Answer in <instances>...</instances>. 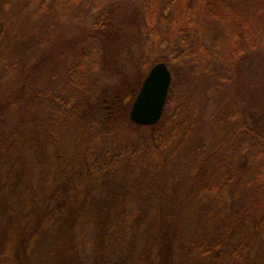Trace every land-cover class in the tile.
Here are the masks:
<instances>
[{
    "label": "trees",
    "instance_id": "obj_1",
    "mask_svg": "<svg viewBox=\"0 0 264 264\" xmlns=\"http://www.w3.org/2000/svg\"><path fill=\"white\" fill-rule=\"evenodd\" d=\"M139 1L152 49L140 82L114 93L101 130L87 125L93 107L75 93L53 108L50 147L37 143L30 160L20 156L0 188L9 222L0 264H264V148L246 158L254 144L244 146L237 173L227 147L210 143L197 110L179 101L174 85L156 125L132 124L125 105L153 66L169 63L167 55L197 70L202 61L239 58L250 19L232 0ZM56 3L81 15L90 2ZM255 15L264 27V16ZM214 23L222 31L210 41ZM161 52L166 58L158 62ZM238 115L229 106L216 122ZM120 118L132 128L123 138L108 129ZM236 131L230 144L241 146L254 130L239 121ZM16 136L0 125V168L15 156Z\"/></svg>",
    "mask_w": 264,
    "mask_h": 264
},
{
    "label": "rangeland",
    "instance_id": "obj_2",
    "mask_svg": "<svg viewBox=\"0 0 264 264\" xmlns=\"http://www.w3.org/2000/svg\"><path fill=\"white\" fill-rule=\"evenodd\" d=\"M56 1L0 0V125L6 133L17 134L14 139L18 143L10 166L1 165V189L7 187L4 177L21 163L20 158L33 157V146L50 147L46 122L57 103L75 93L93 107L87 125L101 130L100 117L115 109L114 93L128 87L131 90L140 82L146 55L152 50L139 0H89L81 15L80 9L57 5ZM232 1L238 14L250 19L247 37L238 43L242 51L239 58L202 61L198 70L174 55L167 58L175 95L191 113L197 110V121L206 126L210 143L227 147L224 154L239 173L244 165L235 161L243 147L254 144L246 158L257 157L264 148V27L257 24L255 15L264 16V0ZM221 31V26L212 24L210 41ZM82 54L87 59L77 68ZM157 54L158 62L166 58L162 52ZM139 90L125 97V105H133ZM230 100L234 103L229 104ZM229 106H237L238 121L216 122ZM239 121L256 132L242 141L244 145L234 146L230 143L237 135ZM108 129L123 138L132 128L120 118ZM8 228L0 203V249Z\"/></svg>",
    "mask_w": 264,
    "mask_h": 264
},
{
    "label": "water",
    "instance_id": "obj_3",
    "mask_svg": "<svg viewBox=\"0 0 264 264\" xmlns=\"http://www.w3.org/2000/svg\"><path fill=\"white\" fill-rule=\"evenodd\" d=\"M173 74L169 65L159 62L151 68L130 111V122L138 126L158 124L167 108Z\"/></svg>",
    "mask_w": 264,
    "mask_h": 264
}]
</instances>
